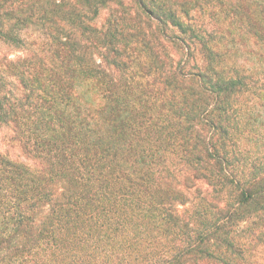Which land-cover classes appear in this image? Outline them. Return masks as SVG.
<instances>
[{"label":"trees","instance_id":"1","mask_svg":"<svg viewBox=\"0 0 264 264\" xmlns=\"http://www.w3.org/2000/svg\"><path fill=\"white\" fill-rule=\"evenodd\" d=\"M0 264H264V0H0Z\"/></svg>","mask_w":264,"mask_h":264},{"label":"rangeland","instance_id":"2","mask_svg":"<svg viewBox=\"0 0 264 264\" xmlns=\"http://www.w3.org/2000/svg\"><path fill=\"white\" fill-rule=\"evenodd\" d=\"M6 133L8 135V131L4 128H0V149L2 151H6L11 154L13 157L18 158L23 161L30 162L25 156L21 153L20 149L15 143L6 141Z\"/></svg>","mask_w":264,"mask_h":264}]
</instances>
